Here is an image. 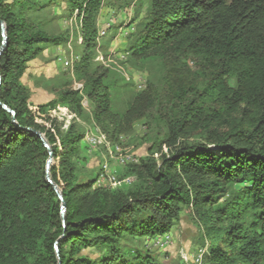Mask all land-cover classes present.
Returning <instances> with one entry per match:
<instances>
[{
  "label": "trees",
  "instance_id": "1",
  "mask_svg": "<svg viewBox=\"0 0 264 264\" xmlns=\"http://www.w3.org/2000/svg\"><path fill=\"white\" fill-rule=\"evenodd\" d=\"M104 1L0 0V264H154L134 244L169 232L183 209L198 216L209 241L204 264H264V0H140L146 14L126 57L192 56L206 85L199 93L168 78L173 110L153 146H179L160 162L150 149L139 186L125 191L78 180L84 136L73 125L64 132L59 117L61 108L85 115L83 100L97 125L117 116L115 80L95 61ZM61 5L76 12L72 39L46 31L45 17ZM71 42L82 89L32 104L22 83L29 63ZM36 133L52 153L49 177L64 211ZM194 135L199 141L186 143Z\"/></svg>",
  "mask_w": 264,
  "mask_h": 264
},
{
  "label": "rangeland",
  "instance_id": "2",
  "mask_svg": "<svg viewBox=\"0 0 264 264\" xmlns=\"http://www.w3.org/2000/svg\"><path fill=\"white\" fill-rule=\"evenodd\" d=\"M39 1L46 4L48 0ZM146 9V3L140 0H105L97 19L98 34L103 32V35L98 40L101 49L95 61L110 70L109 77L115 80L112 110L117 114L116 118L108 119L105 127L97 125L86 100L82 102L85 115L79 116L62 108L59 111L61 121L66 123L63 131L73 125L76 132L84 136L75 161L78 180L95 179V187L119 191L135 188L140 184L138 165L150 157V149L152 158L160 162L162 156L178 148V144L171 148L153 146L165 135L166 119L173 110L169 77L173 76L182 85L191 86L199 93L206 85L205 77L199 70V61L192 56L183 58L175 53H164L145 59L126 57L125 50L137 30V24L144 19ZM50 10V15L45 17V20L51 19L46 31L55 35L65 34L72 39L78 33L76 12L69 14L65 5ZM76 52L80 53L72 42L67 47H48L41 58L29 63L22 83L29 90L32 104L42 105L56 99L62 88L82 89L74 76ZM147 99L155 101L153 108L148 106ZM202 102L209 104L210 101L205 97ZM137 108L141 115L131 114ZM83 116L89 117L88 122L82 119ZM116 125L118 128L114 131ZM100 138L108 142L107 148L98 145ZM198 141V136L194 135L184 142L193 144ZM115 147L120 152L113 150ZM126 156L137 163L124 162L122 158ZM104 164H107L105 174L101 171ZM102 174L104 176L100 178ZM208 242L198 216L191 209H183L169 232L137 241L134 247L154 264H204Z\"/></svg>",
  "mask_w": 264,
  "mask_h": 264
},
{
  "label": "water",
  "instance_id": "3",
  "mask_svg": "<svg viewBox=\"0 0 264 264\" xmlns=\"http://www.w3.org/2000/svg\"><path fill=\"white\" fill-rule=\"evenodd\" d=\"M2 36L5 40V29H2ZM5 42H3L2 45H4ZM2 51V49L0 50V52ZM1 108L6 111L7 113H9L12 118L14 119L15 118V114L13 111H10L7 107L5 106H1ZM36 135L42 140L43 144H44V147L49 151V156H50V159L47 161V171H46V181L47 183L53 188L54 192L56 193V195L58 196L59 200L62 202V210L64 211V208H65V203L62 201V196H61V193L60 191L58 190V188L53 184V182L51 181L50 177H49V167L51 165V162H52V153L51 151L49 150V146L47 145V143L44 141L43 137L36 133Z\"/></svg>",
  "mask_w": 264,
  "mask_h": 264
},
{
  "label": "bare ground",
  "instance_id": "4",
  "mask_svg": "<svg viewBox=\"0 0 264 264\" xmlns=\"http://www.w3.org/2000/svg\"><path fill=\"white\" fill-rule=\"evenodd\" d=\"M99 34L102 36V35H103V32H99ZM97 139H98V138H97ZM88 141H91V140L88 139ZM92 141H93V140H92ZM96 142H97V141H95V143H96ZM98 145L106 146V145L103 143V141H102L101 139L98 140ZM108 150H110V149H108ZM114 150H115L116 152H120V150H119L118 147H115ZM129 159H130V160H129ZM122 160H123L124 162H127V163H129V162H131V163H135V162H136V160H134V159H133L132 157H130V156L123 157ZM136 163H137V162H136ZM101 171H102L103 174H105V173L107 172V164L102 165V167H101ZM103 174L101 175L100 178H102V176H104Z\"/></svg>",
  "mask_w": 264,
  "mask_h": 264
},
{
  "label": "built area",
  "instance_id": "5",
  "mask_svg": "<svg viewBox=\"0 0 264 264\" xmlns=\"http://www.w3.org/2000/svg\"><path fill=\"white\" fill-rule=\"evenodd\" d=\"M130 80V79H129ZM130 160V159H129ZM119 163H122V162H119ZM113 176H115V174H113Z\"/></svg>",
  "mask_w": 264,
  "mask_h": 264
}]
</instances>
